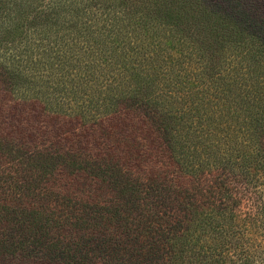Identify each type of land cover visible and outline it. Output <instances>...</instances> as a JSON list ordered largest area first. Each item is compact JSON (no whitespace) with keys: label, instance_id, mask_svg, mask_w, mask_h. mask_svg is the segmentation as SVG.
Returning <instances> with one entry per match:
<instances>
[{"label":"trees","instance_id":"obj_1","mask_svg":"<svg viewBox=\"0 0 264 264\" xmlns=\"http://www.w3.org/2000/svg\"><path fill=\"white\" fill-rule=\"evenodd\" d=\"M0 264H264V0H0Z\"/></svg>","mask_w":264,"mask_h":264}]
</instances>
